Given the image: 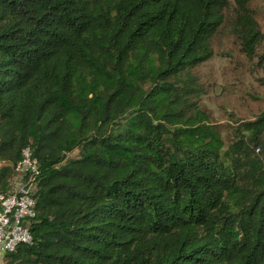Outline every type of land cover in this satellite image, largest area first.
Masks as SVG:
<instances>
[{
	"label": "trees",
	"instance_id": "trees-1",
	"mask_svg": "<svg viewBox=\"0 0 264 264\" xmlns=\"http://www.w3.org/2000/svg\"><path fill=\"white\" fill-rule=\"evenodd\" d=\"M251 1L0 0V192L38 161L6 264H264V110L226 143L191 72L232 3L257 55Z\"/></svg>",
	"mask_w": 264,
	"mask_h": 264
},
{
	"label": "rangeland",
	"instance_id": "rangeland-1",
	"mask_svg": "<svg viewBox=\"0 0 264 264\" xmlns=\"http://www.w3.org/2000/svg\"><path fill=\"white\" fill-rule=\"evenodd\" d=\"M261 30L264 33V0H252ZM234 4L226 11V22L213 38V56L193 68L199 91V104L212 122L219 124L226 143L233 128L251 120L264 110V41L257 55L249 58L231 31ZM78 150L71 153L77 155Z\"/></svg>",
	"mask_w": 264,
	"mask_h": 264
},
{
	"label": "built area",
	"instance_id": "built-area-1",
	"mask_svg": "<svg viewBox=\"0 0 264 264\" xmlns=\"http://www.w3.org/2000/svg\"><path fill=\"white\" fill-rule=\"evenodd\" d=\"M11 187L0 192V264H6V255L19 244L32 239L31 218L36 215L35 174L38 161L29 148L15 165Z\"/></svg>",
	"mask_w": 264,
	"mask_h": 264
}]
</instances>
